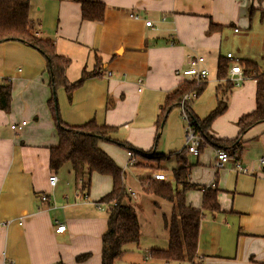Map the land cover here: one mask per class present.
<instances>
[{"label":"crops","instance_id":"1","mask_svg":"<svg viewBox=\"0 0 264 264\" xmlns=\"http://www.w3.org/2000/svg\"><path fill=\"white\" fill-rule=\"evenodd\" d=\"M95 1L105 5L100 22L83 20L74 0H28V15L36 35L49 38L55 53L69 60L64 71L68 84L83 71L95 73L72 91L70 100L63 88L55 91L59 117L71 127L94 121L117 128L110 137L124 146L111 141L98 146L121 169L130 194L125 204L139 219L138 191L127 190L122 170L127 150L138 158L132 170H148H140L139 176L150 177L159 168L172 180L174 167L168 173L151 162L157 155L176 163L175 154L185 148L186 124L179 106L163 118L160 111L166 95L184 81L175 72L188 68L195 55L202 58L207 76L191 110L203 119L215 109L224 83L216 78L219 59L231 53L264 71V0ZM227 61L230 68L234 61ZM0 86L10 89L9 109H0V264H101L108 214L99 199L111 190L112 181L91 173L87 182L71 168H51L50 151L58 136L48 108L51 90L42 55L21 42L0 43ZM255 94V80L244 76L230 89L227 108L212 121L210 135L235 139L237 120L255 108ZM22 121L26 124L14 133L10 126ZM233 147L235 154L220 168L214 166L219 147L206 146L196 156L187 152L194 158L188 161L189 181L216 188L221 210L204 213L199 222L196 254L203 264L264 262V170L259 164L264 121L246 130ZM235 164L247 171H238ZM149 201L158 207L153 198ZM185 201L199 209L202 190H188ZM57 224L65 226L62 233L55 232Z\"/></svg>","mask_w":264,"mask_h":264},{"label":"trees","instance_id":"2","mask_svg":"<svg viewBox=\"0 0 264 264\" xmlns=\"http://www.w3.org/2000/svg\"><path fill=\"white\" fill-rule=\"evenodd\" d=\"M74 1L80 5L83 20L102 21L105 9L103 3L95 0ZM28 11V0H0V43L6 41L24 43L38 51L45 60V71L48 74V84L51 90L48 108L56 125L58 136L57 146L50 151L51 168L57 170L64 163H70L76 176L85 177L87 182L89 177L85 175L89 176L91 173L107 175L111 178V190L99 199L100 203L106 205L108 214L107 229L102 235L101 264H116L125 253V245L138 243L140 225L133 207L125 204V201L129 199V194L123 184L121 169L99 148L98 143L111 141L122 146L125 144L111 139L110 135L116 132V127L97 125L94 121L74 127L62 123L55 91L63 88L70 100L72 91L95 73L83 71L76 82L68 84L64 71L69 60L55 53L53 43L49 38L36 35V29L29 19ZM227 59H219L216 68V78L224 83L217 91L218 99L215 109L200 119L191 110L192 102L185 106L189 125L200 139L199 152L205 145H212L223 149L228 155H234L233 146L239 142L243 133L255 124L264 121V71L249 61H238L243 76L250 77L256 82L255 108L237 120L239 132L235 139L220 141L210 135V125L226 110L227 96L234 86L228 80ZM203 90L204 81L196 84L194 81L188 82L184 79L173 92L166 95L160 108L161 117L163 118L174 107L179 106L184 94L195 92L199 96ZM9 103V87L0 86V109L8 110ZM186 155L185 148L175 154L176 167L171 170L172 180H154L147 177L142 183V189L146 194H152L158 199L169 202L172 206L170 219L163 220L164 228L168 233V247L166 250H153L150 253L151 257L169 264L172 262L203 264L196 254L199 222L204 213L214 215L221 211L217 203L216 188L200 187L189 181L190 166ZM154 157V161L163 160L162 156L154 155ZM197 188L202 190V203L199 209L190 207L185 201L186 192Z\"/></svg>","mask_w":264,"mask_h":264},{"label":"rangeland","instance_id":"3","mask_svg":"<svg viewBox=\"0 0 264 264\" xmlns=\"http://www.w3.org/2000/svg\"><path fill=\"white\" fill-rule=\"evenodd\" d=\"M210 70V69H209ZM213 75V71L210 70V77ZM198 97V96H197ZM180 110V108H179ZM208 147L209 145H205L204 147ZM203 147V148H204ZM138 155V154H137ZM187 161L194 160V158L190 157L189 154L186 155ZM126 161V160H125ZM138 162V158H137ZM161 162V163H160ZM125 165V162L124 164ZM152 166H159L161 165L162 168H164L168 173L171 170L172 167H176V163H168V160L164 161H152ZM71 164L67 163L58 168V171H64L65 168H69V170L72 169L70 167ZM71 168V169H70ZM133 167L126 169L123 166V171L126 172V176L124 179H126L125 183H127V190L128 187H131L133 189V192L137 190V194L139 196V200L141 201V208L137 211L138 215V222L140 225V237L138 244L130 243L124 246L125 253L123 256L116 262V264H164L163 260L156 259L154 257H151L150 253L153 250H166L168 247V238H167V231L164 228V219H170L171 217V210L172 206L169 202L164 201L162 199H158L152 194H146L144 195L142 191V183L146 180L147 174H143L139 176L140 170H147L144 168H140L139 170ZM153 169L155 167H152ZM159 168H156L154 172H162L167 176V173H165L162 170H157ZM67 170V169H66ZM73 171V169H72ZM148 171V170H147ZM69 172V171H67ZM153 172V173H154ZM70 174L73 176V174L70 172ZM86 176V175H85ZM152 176V175H151ZM150 176V179H151ZM88 177V175L86 176ZM166 180H170L169 176H167ZM130 192V191H129ZM129 194V193H128ZM140 194V195H139ZM130 195V194H129ZM142 195L144 196L142 198ZM150 198H153L157 203H159L158 207L155 206L154 203L150 202ZM127 199L126 201H128ZM125 201V202H126ZM134 206V204H132ZM135 208V207H134ZM155 233L157 235V238L155 240H152L149 238V234ZM137 246V248H136ZM156 247V248H154ZM147 251V252H146ZM171 264V263H170ZM172 264H177L173 263ZM181 264H187V263H181Z\"/></svg>","mask_w":264,"mask_h":264},{"label":"built area","instance_id":"4","mask_svg":"<svg viewBox=\"0 0 264 264\" xmlns=\"http://www.w3.org/2000/svg\"><path fill=\"white\" fill-rule=\"evenodd\" d=\"M145 25L148 27L153 26L151 21H146ZM226 58L234 61L229 68L228 80L231 81V83L234 86H237V85H239L240 81H242L244 79L241 68L238 64V60L236 58H234L231 53H227ZM201 62H202V58L195 55L194 57L191 58L190 66L188 68L182 69L180 71H176L175 74L178 76H182L188 82L194 81L196 84H199L207 76V70L200 66ZM139 82H140V80H139ZM196 98H197V95L195 92L187 93V94H184L182 96V99L180 100V103H179L180 113H181L182 119L184 120V122L186 124L185 125V149L187 150L188 153L193 154L194 156L199 154L198 146H199V140L200 139H199L198 135L195 133L194 129L189 125L188 115H187L185 106L187 104L193 102ZM25 124H26L25 121H22L19 124L13 123L10 126V128L14 133H18L19 131H21V129L24 127ZM228 159H229L228 153L222 149H218L216 151V162H215L214 166L216 168H220L224 165V163ZM136 162H137L136 155L134 154V152L132 150L128 149L127 150V161L125 163V168L127 169V168L134 166L136 164ZM259 164H260L261 168L264 170V158L259 159ZM235 167L238 171H241V172L247 171V169H245L244 167H242L239 164H235ZM151 179L165 180V179H167V176L164 173L158 171V172H156V173L154 172L152 174ZM48 181H49V184L51 186H54L56 183V177L54 175L50 176L48 178ZM38 198L40 199V201H43V202H45L47 200V197L44 194H40L38 196ZM64 228H65V226L63 224H57V226L55 228V232L56 233H62L64 231ZM164 264H169V263L166 262Z\"/></svg>","mask_w":264,"mask_h":264}]
</instances>
